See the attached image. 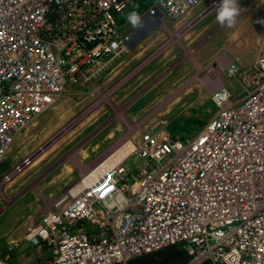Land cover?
Segmentation results:
<instances>
[{"label": "built area", "instance_id": "built-area-1", "mask_svg": "<svg viewBox=\"0 0 264 264\" xmlns=\"http://www.w3.org/2000/svg\"><path fill=\"white\" fill-rule=\"evenodd\" d=\"M152 1L145 11L162 14L164 24L206 0ZM218 3L212 0L196 18ZM131 5L132 0H0V165L16 138L66 89L112 72L132 49L131 33L121 24ZM259 46L247 67L234 60L218 64L226 81L221 78L212 91L217 110L195 135L167 126L127 134L100 159L107 160L105 167L83 172L53 199L26 234L46 251L43 264H129L173 246L187 252L188 264H264V24ZM232 81L242 89L236 95L227 85ZM35 157L0 178V193ZM0 264L14 263L6 255Z\"/></svg>", "mask_w": 264, "mask_h": 264}, {"label": "rangeland", "instance_id": "rangeland-1", "mask_svg": "<svg viewBox=\"0 0 264 264\" xmlns=\"http://www.w3.org/2000/svg\"><path fill=\"white\" fill-rule=\"evenodd\" d=\"M211 1L206 0L196 7L191 12L193 13L192 17L202 12ZM152 4V0H132L131 9L127 14L136 11L141 18L146 12L145 10ZM239 4L241 13L237 18L235 27L222 28L216 21L217 11L215 9L199 23H196L191 30L181 34L177 41H173V38L176 34H180V30L186 21L184 19L188 16L176 22L167 19L161 27L153 32L155 34L151 40L143 43V46L140 44L135 46L121 59H118L112 67V72L108 71L101 77L95 78L93 85H76L66 89L53 107L44 112L16 138L10 152L0 165V178L32 155L36 156L32 161L35 162V165L31 163L27 166L0 193V245L2 244L0 256L10 255L14 264H43L45 258L41 257L40 254L39 257L42 259L36 256L33 249L36 247L26 239L30 227L51 206L54 198L80 178L84 172L83 168L89 169L95 165L109 150L114 148L123 136L132 133L138 135L140 131L163 126H167L171 131L172 127L174 133L185 136L195 135L198 132L201 125L197 124L201 123L191 124L189 119L195 120L196 113H199V118L203 121H207L214 115L217 109L214 104H211L213 103L212 93L204 92L202 107L200 108L203 113L199 112L198 108L193 107L189 108L185 114L179 113L177 118L171 119L174 116L159 115L158 111L161 106H158L153 108L148 115H138L140 117L133 120L130 115V106L134 99L132 97L123 98V93L129 87L132 79L139 76L144 68L124 85L117 88L113 87L142 64L153 50H158L168 42L160 55H164L168 49L174 47L179 52L177 58L183 55L179 62H184L185 59L195 61L193 50L196 48L193 45L191 47L185 46L189 35L198 34L195 45L209 39L198 49V59L204 66L197 64L198 72L193 76V79L205 80L209 76L207 73L209 69H213L220 77L223 75L224 69L219 67L216 62H211L215 57L214 53L223 47L219 53L232 50L240 57L241 61L251 64L258 52L257 39L264 24L258 22L264 20V0H239ZM127 14L122 18V29L124 33H131L137 27L128 22ZM218 28L222 29L213 36ZM235 29H238L237 34L232 37V40L226 41L228 32ZM159 37H162L163 40L156 42ZM152 41L155 45L147 49ZM151 68L150 66L144 69L142 74H147ZM181 69L182 66L174 70L171 76H177ZM193 73L195 72H192V75H194ZM210 76L214 79L213 75ZM227 85L234 95L242 90L237 81ZM106 94H109L108 98L103 99ZM151 96L144 98L140 104H145ZM192 99L193 96L187 101ZM65 129L67 131L64 132ZM177 129L180 132H177ZM62 132L64 133L46 150L40 151L41 147ZM15 241L18 246L14 244Z\"/></svg>", "mask_w": 264, "mask_h": 264}, {"label": "crops", "instance_id": "crops-1", "mask_svg": "<svg viewBox=\"0 0 264 264\" xmlns=\"http://www.w3.org/2000/svg\"><path fill=\"white\" fill-rule=\"evenodd\" d=\"M201 13L202 12H200L199 14H197L194 17H191L193 15V13H191L188 17H186L184 19V20H186L184 24L189 23L190 21L195 19L198 15H200ZM222 28H224V27H222ZM222 28H218L217 32L213 36L217 35ZM238 29H235L234 31L228 32L225 40L226 41L232 40V37L237 34ZM154 34L155 33H153L147 39L143 40L142 43H140V46H143V43H146L149 40H151L152 37L154 36ZM259 34H261V31ZM197 35L198 34H195L193 36L189 35L188 39L186 40L187 44H185V46L191 47L193 45V47L196 48L194 51L195 61H190L187 59L183 60L184 59L183 58L182 60L184 62H179L181 56H183V55H181L179 58H177V55L179 52L176 49H174V47H172V48L168 49L164 55H160V57L157 56L156 59H153L154 61H151L150 63H148L146 66L143 67L144 69H146L150 66L152 67L151 70L147 74H142L144 71V69H143L142 73H140L139 76H137L135 79H132V82L130 83L129 87H127L125 89L126 90L125 93H123V98H131L132 97V99H134V102L130 106V109H131L130 115H131L133 120L140 117L138 115H141V116L148 115V113H150V111L153 108L158 107V106H161L158 113L170 115V117L174 116L171 119L177 118L179 116V113L185 114L189 108H193V107L195 109L199 108V110H200L199 112L203 113V110L200 108L202 107L201 104H202V99L204 98V92L206 91L207 93L211 94L212 91H214L218 85H217V83L215 84L212 81L213 79H211V78L206 79V80L193 79L194 78L193 76H195V74L198 72L197 64L198 65L200 64V66H204V65H202V63L198 59V56H197V52L199 51L198 49L206 41L209 40V39L206 41L203 40L199 44L195 45L197 42ZM259 38H260V35L258 36V39H257L258 44H259ZM162 40H163L162 37L161 38L159 37L156 42H161ZM154 45H155L154 41L150 42L147 49L150 48V46H154ZM223 48H221V49H223ZM221 49L214 53L215 57L211 62H216L217 64H219L223 67H226L231 62V60H234L236 62V64H238L239 66L247 67V66L251 65L254 62V60L256 59L257 54L259 53L260 46L258 48V52L256 54V57L252 60L253 62L251 61L252 62L251 64L250 63L246 64L245 62L241 61L240 57L232 50H227V51H224L222 53H219L221 51ZM153 51H155V50H153ZM153 51L151 52L152 54H153ZM151 53L149 55H147V58L149 56H151ZM182 54H183V52H182ZM156 61H158V62H156ZM154 62H156V63H154ZM180 66H182V69L179 70L178 75L175 77H172L171 74L173 73V71L180 68ZM192 72H195V73H193L194 75H192ZM222 74L224 75V72H222ZM223 75H221V78L224 81H226V78ZM149 95H152V96L149 98V100L145 104L141 105L140 103L142 102V100L144 98L148 97ZM192 96H193V99L190 101H187L190 97L192 98ZM132 108H134L133 109L134 111L132 110ZM198 115H199V113H196V116H197L196 119L195 120L190 119V123L191 122L192 123L200 122L201 124H197V125L205 124L206 121H203V119L201 120L198 117ZM201 121H203V122H201ZM161 122H164V121H161ZM171 129H172V131H174L173 130L174 128L171 127ZM178 131L180 132V130L177 129V132ZM33 249H34V254L36 256L39 257V254H40V256L43 258L47 257L46 251H44L43 248L36 247ZM40 259H42V258H40Z\"/></svg>", "mask_w": 264, "mask_h": 264}, {"label": "water", "instance_id": "water-1", "mask_svg": "<svg viewBox=\"0 0 264 264\" xmlns=\"http://www.w3.org/2000/svg\"><path fill=\"white\" fill-rule=\"evenodd\" d=\"M204 17V14L202 16L194 19L191 24L194 25L195 22L200 21L201 18ZM163 25V16L159 12L155 11H147L141 16V25L138 26L128 38V43L131 48H134L135 46L139 45L143 40H145L151 33H153L156 29L161 27ZM67 129L64 130V132ZM64 132L57 135L55 138L50 140L48 143H46L43 147L40 148V151L46 150L57 138H59Z\"/></svg>", "mask_w": 264, "mask_h": 264}, {"label": "clouds", "instance_id": "clouds-1", "mask_svg": "<svg viewBox=\"0 0 264 264\" xmlns=\"http://www.w3.org/2000/svg\"><path fill=\"white\" fill-rule=\"evenodd\" d=\"M216 11H217L216 21L219 23V25L221 27L233 28L236 26L237 18L239 17V15L241 13V7L239 4V0H219V3L216 6ZM127 20L134 27L141 25V18L136 11H132V12L128 13L127 14ZM258 22L264 23V20H260ZM183 33H185V32H183ZM193 51H195V50H193ZM211 79H213V78H211Z\"/></svg>", "mask_w": 264, "mask_h": 264}, {"label": "trees", "instance_id": "trees-1", "mask_svg": "<svg viewBox=\"0 0 264 264\" xmlns=\"http://www.w3.org/2000/svg\"><path fill=\"white\" fill-rule=\"evenodd\" d=\"M189 261V255L181 246H173L150 255L137 257L129 264H188Z\"/></svg>", "mask_w": 264, "mask_h": 264}, {"label": "bare ground", "instance_id": "bare-ground-1", "mask_svg": "<svg viewBox=\"0 0 264 264\" xmlns=\"http://www.w3.org/2000/svg\"><path fill=\"white\" fill-rule=\"evenodd\" d=\"M145 2V1H144ZM138 4V3H137ZM150 6V5H149ZM192 17V16H191ZM190 17V18H191ZM204 18V17H203ZM126 21V20H125ZM195 25V24H194ZM193 25V26H194ZM193 26L190 28V30L193 28ZM138 27V26H137ZM136 29V28H135ZM159 31V30H158ZM161 31V30H160ZM158 33V32H157ZM181 34L182 33H180V34H176L175 36H174V38H173V41H177V40H179V38H180V36H181ZM257 51V50H256ZM255 58V57H254ZM207 62V61H206ZM200 65V64H199ZM203 65V64H202ZM181 67V66H180ZM200 68V67H199ZM153 72V71H152ZM202 72H204L203 70H202ZM185 73V72H184ZM208 74H209V76L206 78V79H210V78H212V76H210V75H213V77H214V79L212 80L215 84L217 83V85H219V84H221V78H220V76H219V74L217 73V72H214L213 71V69H209L208 70V72H207ZM206 73V74H207ZM146 76V75H145ZM144 76V77H145ZM205 79V80H206ZM151 80V79H150ZM202 80V79H201ZM95 81V80H94ZM166 81V80H165ZM164 81V82H165ZM163 82V83H164ZM168 82V81H167ZM233 82V81H232ZM236 82V81H235ZM94 83V82H93ZM172 83V82H171ZM144 84V83H143ZM232 84H234V83H232ZM93 85V84H92ZM96 86V85H95ZM165 86V85H164ZM167 86V85H166ZM238 86V85H237ZM125 87V86H124ZM114 88V87H113ZM160 88V87H159ZM164 88V87H163ZM124 89V88H123ZM158 89V88H157ZM161 89V88H160ZM98 91V90H97ZM124 92V91H123ZM108 96H109V94H106V95H104L103 96V99H107L108 98ZM187 98V97H186ZM195 100V99H194ZM101 104V103H100ZM211 104H214V103H211ZM97 105V104H96ZM189 106V105H188ZM215 107V106H214ZM188 108V107H187ZM199 109V108H198ZM209 109V108H208ZM185 110V109H184ZM216 110V109H215ZM117 113V112H116ZM155 115H156V112H155ZM159 115H161V113L159 114ZM196 115V114H195ZM201 115V114H200ZM151 116V115H150ZM204 116V115H203ZM206 116V115H205ZM198 117H199V115H198ZM145 119V118H144ZM182 119V118H181ZM192 119V118H191ZM118 120V119H117ZM151 120H153V119H151ZM190 120V119H189ZM130 122V121H129ZM128 122V123H129ZM190 123V122H189ZM191 124H192V122H191ZM122 130V129H121ZM123 133V132H122ZM115 139V138H114ZM125 151H127V152H129L130 151V148L128 147V146H126V148H125ZM107 162V160L105 161L104 159H102V160H100V161H98L97 162V165L96 166H94L93 168H91L90 170L89 169H87V168H83L82 170L85 172L84 174H87V173H93V172H95V171H99V170H101L103 167H105V165L107 164L106 163ZM33 163V162H32ZM33 165H35V162L33 163ZM71 165V164H70ZM81 165V164H80ZM70 167V166H69ZM76 171H77V169H76ZM72 174V173H71ZM62 182V181H61ZM68 182V181H67ZM63 189V188H62ZM24 193V192H23ZM19 196V195H18ZM17 196V197H18ZM23 197V196H22ZM21 198V197H20ZM19 198V199H20ZM27 226V225H26ZM2 245V244H1ZM0 245V246H1ZM28 245V244H27Z\"/></svg>", "mask_w": 264, "mask_h": 264}]
</instances>
